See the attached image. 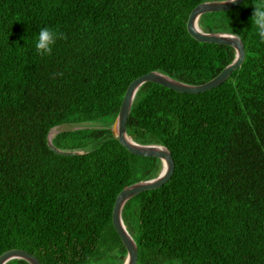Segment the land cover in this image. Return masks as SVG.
<instances>
[{"label": "trees", "instance_id": "obj_1", "mask_svg": "<svg viewBox=\"0 0 264 264\" xmlns=\"http://www.w3.org/2000/svg\"><path fill=\"white\" fill-rule=\"evenodd\" d=\"M201 1L0 0V253L23 249L42 264L122 262L114 197L160 164L128 152L108 127L133 78L157 70L199 84L232 60L230 46L187 33ZM254 5L264 0L198 19L243 43L222 83L183 93L147 81L134 95L126 133L166 146L173 160L168 180L122 207L135 264H264V43ZM42 27L66 35L44 57L35 49ZM83 122L99 125L51 138L81 154L47 148L51 127Z\"/></svg>", "mask_w": 264, "mask_h": 264}, {"label": "water", "instance_id": "obj_2", "mask_svg": "<svg viewBox=\"0 0 264 264\" xmlns=\"http://www.w3.org/2000/svg\"><path fill=\"white\" fill-rule=\"evenodd\" d=\"M241 1L242 0H234V2L226 3H219V0L201 1L194 5L187 15L185 27L187 33L192 38L200 42L225 44L233 49L232 60L215 76L203 83L189 84L174 79L173 77L157 70H150L133 78L127 84L123 92L117 113L108 127L111 136L130 153L156 157L159 160L160 167L154 176L146 179H140L125 185L114 197L110 220L114 231L118 235L124 247V255L120 264L136 263V244L134 239L126 230L121 218V210L124 203L140 191L156 188L162 185L166 180H168L173 171V160L166 146L159 143H139L131 139L126 133L125 123L134 95L138 88L147 81L154 82L183 93H198L222 83L228 77L230 72L240 65L244 55L243 43L240 38L233 33L202 30L199 26L198 19L203 13L230 9L239 4ZM60 131L62 130L58 129L57 126H53L47 131L45 137L47 148L57 155L70 156L81 154L83 152L82 150L60 149L52 144L51 138ZM11 259H21L27 264H42L36 256L23 249L12 248L0 253V264H5Z\"/></svg>", "mask_w": 264, "mask_h": 264}, {"label": "clouds", "instance_id": "obj_3", "mask_svg": "<svg viewBox=\"0 0 264 264\" xmlns=\"http://www.w3.org/2000/svg\"><path fill=\"white\" fill-rule=\"evenodd\" d=\"M226 2H234V0H219V3ZM250 20L257 30L260 42L264 43V5H254ZM60 39H66V35L48 27H42L39 30L35 43L36 53L41 57L51 55L53 46L56 44L57 40ZM56 75L63 74L57 73Z\"/></svg>", "mask_w": 264, "mask_h": 264}, {"label": "rangeland", "instance_id": "obj_4", "mask_svg": "<svg viewBox=\"0 0 264 264\" xmlns=\"http://www.w3.org/2000/svg\"><path fill=\"white\" fill-rule=\"evenodd\" d=\"M96 125H99L95 122H83V123H68V124H61L57 126L58 129L65 130V129H75V128H81V127H94Z\"/></svg>", "mask_w": 264, "mask_h": 264}]
</instances>
